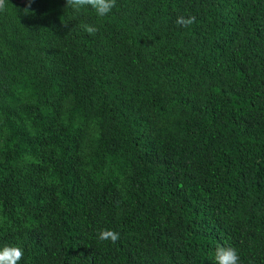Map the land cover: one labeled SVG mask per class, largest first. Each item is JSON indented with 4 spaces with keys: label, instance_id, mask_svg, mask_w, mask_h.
I'll use <instances>...</instances> for the list:
<instances>
[{
    "label": "trees",
    "instance_id": "obj_1",
    "mask_svg": "<svg viewBox=\"0 0 264 264\" xmlns=\"http://www.w3.org/2000/svg\"><path fill=\"white\" fill-rule=\"evenodd\" d=\"M25 7L0 13V248L214 264L230 246L264 264V0Z\"/></svg>",
    "mask_w": 264,
    "mask_h": 264
},
{
    "label": "clouds",
    "instance_id": "obj_2",
    "mask_svg": "<svg viewBox=\"0 0 264 264\" xmlns=\"http://www.w3.org/2000/svg\"><path fill=\"white\" fill-rule=\"evenodd\" d=\"M34 0H24L26 7L23 10L29 11ZM8 0H0V13L7 10ZM65 5L75 14H80L86 9H91L97 17L107 16L116 5V0H65ZM195 16H178L176 23L181 27H188L195 23ZM67 26V23H64ZM88 35H95L100 28L97 24L85 23L81 25ZM97 239L101 242L117 243L120 233L112 229H101L97 233ZM24 256L23 249L19 246H4L0 248V264H19ZM214 264H240V256L233 247L217 246L213 256Z\"/></svg>",
    "mask_w": 264,
    "mask_h": 264
},
{
    "label": "water",
    "instance_id": "obj_3",
    "mask_svg": "<svg viewBox=\"0 0 264 264\" xmlns=\"http://www.w3.org/2000/svg\"><path fill=\"white\" fill-rule=\"evenodd\" d=\"M23 1V0H22Z\"/></svg>",
    "mask_w": 264,
    "mask_h": 264
}]
</instances>
